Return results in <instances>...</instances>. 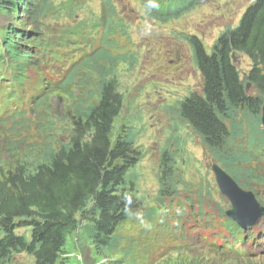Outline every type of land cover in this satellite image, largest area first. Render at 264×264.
Returning a JSON list of instances; mask_svg holds the SVG:
<instances>
[{
  "label": "trees",
  "instance_id": "obj_1",
  "mask_svg": "<svg viewBox=\"0 0 264 264\" xmlns=\"http://www.w3.org/2000/svg\"><path fill=\"white\" fill-rule=\"evenodd\" d=\"M80 2L68 0L63 4L74 8ZM158 2L159 8L152 10L150 17L168 21L179 18L200 0ZM0 4V99L7 88L8 103L16 102L20 112L10 116L25 117L49 90L67 88L75 81L80 66H115L126 59L112 50L116 41L111 35L121 29L113 6H105L102 16L88 27L84 23L67 25L54 37L46 38L35 25L56 10L52 0H0ZM109 8L113 13H108ZM186 40L202 84L201 92L191 91L179 102V116L201 137L211 159L241 186L252 189L248 187L253 185L252 177L263 180L256 172L259 166L250 155L239 152L240 145L234 142L264 139V0H252L238 24L226 25L210 52L199 35L188 34ZM234 51L244 53L251 61V68L243 76L232 59ZM51 53L66 62L62 68L67 75L58 84H52L44 72L46 57ZM30 83L35 84L30 87ZM99 91L98 102H85L75 109V128L67 143L51 147V137L38 147L15 152L20 149L19 143H10L13 139L8 137V144L0 147V264H11L15 254L21 252L33 255L35 264H63L67 238L80 230L82 223L96 249L101 253L106 249L105 256L112 259V264L140 261L133 257L132 247H120L119 227L129 219L123 194H134L135 179L128 177L127 170L139 161L141 152L128 125L121 124L113 133L124 102L115 79L103 78ZM177 158L169 148L162 152L157 203L187 202L197 207L213 189L184 179L177 171ZM181 185L185 201L181 200ZM132 207H140L135 195ZM151 213L148 210L145 215L152 217ZM21 227H30V236L18 233ZM114 249L120 251L119 257L112 256Z\"/></svg>",
  "mask_w": 264,
  "mask_h": 264
},
{
  "label": "rangeland",
  "instance_id": "obj_2",
  "mask_svg": "<svg viewBox=\"0 0 264 264\" xmlns=\"http://www.w3.org/2000/svg\"><path fill=\"white\" fill-rule=\"evenodd\" d=\"M52 1L56 10L35 25L46 38L54 37V33L67 25H90L102 16L105 6H113L121 29H117V35H111L116 41L112 50L115 54L126 56V59L116 62L115 66H99L96 63L82 69L80 66L74 82L65 89L55 87L49 90L40 103V99L37 101L33 112L27 111L25 117L11 116L4 120L9 123L0 121V147L8 144V137L13 139L10 143H19L20 149L15 152H25L34 145L38 147L43 140L51 137L54 140L51 147L67 143L75 126L72 118L75 109L85 102H98L101 80L114 78L124 102L115 120L113 133L121 124H125V127L128 125L134 133L135 146L140 150L141 158L127 170V175L135 179L133 191L139 209L145 214L152 210V217L145 215L150 227H145L134 218L122 223L119 227L122 236L120 247H132L133 257L140 259L137 264H264V242L259 245L260 255L257 257L256 254L245 257L249 251L256 252L247 240L237 242L232 252L244 258L236 259L205 248L172 250L169 247L171 233L164 222L168 225L175 223L178 215H166L168 207L157 204L162 177L160 161L163 150L169 148L178 155L177 171L184 179L192 184L201 182L211 186L213 191L208 190L216 194L215 200L225 207L230 205L220 193L214 172L210 169L212 157L206 153L201 137L187 121L180 118L178 110L179 102L191 91L201 92L202 84L201 72L186 36L199 34L210 52L218 34L226 25L238 24L252 0H200L179 18L168 21L152 19L145 11L143 0H81L74 8L63 4L68 0ZM108 13H113V10L109 8ZM24 18L22 16L20 19ZM0 24L3 25L1 21ZM146 24L152 25V32L149 36H141L140 31ZM234 63L242 76L251 65L244 53H236ZM258 163L260 166L256 172L263 180L252 177V184L253 188L260 185L263 189L256 196L264 205V160ZM80 227L67 238L68 253L65 252L62 257L65 258L63 264H112V259L105 256L106 249L99 252L87 236L89 232L86 233L83 223ZM17 232L30 236L31 228L21 227ZM174 236L178 240L177 246L182 247L189 244L192 234L185 225H181ZM262 236L264 233L259 235ZM218 243H221L220 238ZM119 255L120 251L114 249L112 256ZM34 260L33 255L21 252L15 254L11 264H35Z\"/></svg>",
  "mask_w": 264,
  "mask_h": 264
},
{
  "label": "water",
  "instance_id": "obj_3",
  "mask_svg": "<svg viewBox=\"0 0 264 264\" xmlns=\"http://www.w3.org/2000/svg\"><path fill=\"white\" fill-rule=\"evenodd\" d=\"M235 54V52L232 53L233 58ZM248 86H250V83ZM262 109V122L264 125V104ZM213 170L222 193L232 202L233 207L228 211V214L242 226L254 224L257 219L264 214V208L259 206V203L250 191L242 189L238 183L216 163L213 164Z\"/></svg>",
  "mask_w": 264,
  "mask_h": 264
},
{
  "label": "clouds",
  "instance_id": "obj_4",
  "mask_svg": "<svg viewBox=\"0 0 264 264\" xmlns=\"http://www.w3.org/2000/svg\"><path fill=\"white\" fill-rule=\"evenodd\" d=\"M145 11L146 13H151L152 10L159 8V2L158 0H145ZM152 32V25L146 24L140 31L141 36H149ZM133 196L134 194L131 192H125L123 194V201L125 204V214L129 218H134L135 220L139 221L142 225L145 227H150L149 224L145 221V213L143 210L136 208L133 209Z\"/></svg>",
  "mask_w": 264,
  "mask_h": 264
},
{
  "label": "bare ground",
  "instance_id": "obj_5",
  "mask_svg": "<svg viewBox=\"0 0 264 264\" xmlns=\"http://www.w3.org/2000/svg\"><path fill=\"white\" fill-rule=\"evenodd\" d=\"M2 4H0V6H1ZM3 6V5H2ZM4 8V7H3ZM7 19V18H6ZM9 20V19H8ZM7 21V20H6ZM1 25V24H0ZM71 37V36H70ZM11 70V69H10ZM13 80V79H12ZM59 88V87H58ZM246 89H249V86H248V84H247V86H246ZM16 95V94H15ZM44 96V95H43ZM39 99V98H38ZM40 99H42V97L40 98ZM38 103H40V102H38ZM75 128V127H74ZM73 128V129H74ZM69 144V143H68ZM255 234V237H253L252 239H253V241H256V242H259V241H257V239H258V235L256 234V233H254ZM263 238V237H262ZM258 240H261V239H258ZM235 241H237V240H235ZM238 241H241V239L240 240H238ZM244 242V241H243ZM100 248V247H99ZM34 257V256H33ZM67 262H69V261H67Z\"/></svg>",
  "mask_w": 264,
  "mask_h": 264
}]
</instances>
